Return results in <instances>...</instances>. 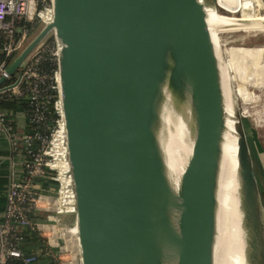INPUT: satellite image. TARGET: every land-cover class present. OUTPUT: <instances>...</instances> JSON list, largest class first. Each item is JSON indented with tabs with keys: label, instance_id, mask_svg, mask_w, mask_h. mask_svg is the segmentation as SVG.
I'll return each mask as SVG.
<instances>
[{
	"label": "water",
	"instance_id": "95a60500",
	"mask_svg": "<svg viewBox=\"0 0 264 264\" xmlns=\"http://www.w3.org/2000/svg\"><path fill=\"white\" fill-rule=\"evenodd\" d=\"M52 7L51 23L6 69L16 81L0 90L18 85L25 59L53 32L75 204L61 223L71 230L75 264H133L141 254L142 264H160L168 223L161 214L157 228L150 226L151 196L163 186L152 124L159 84L166 77L177 83L179 74L191 83L196 135L174 244L178 264H212L223 118L205 14L214 0H52ZM238 122L240 174L257 238L264 202L239 115ZM258 255L264 264V240Z\"/></svg>",
	"mask_w": 264,
	"mask_h": 264
},
{
	"label": "built area",
	"instance_id": "2783aa9c",
	"mask_svg": "<svg viewBox=\"0 0 264 264\" xmlns=\"http://www.w3.org/2000/svg\"><path fill=\"white\" fill-rule=\"evenodd\" d=\"M22 19L35 21L42 27L51 23L52 0H0V31L7 39L2 48L5 57L25 47L23 44L28 36L27 30L23 31L17 42L13 40L15 24ZM42 42L25 59L19 81L25 83V97L33 106L31 120L42 125V130L35 129L20 134L7 113L0 111V133L9 139L14 148L21 143L29 156V159L23 161V177L20 180H12L6 193L3 219L0 222V264H15L11 260H18L22 264H34L38 261V254L24 251L21 242L23 231H37L44 237L47 246L56 253V264H75L71 230L61 223L63 217L73 214L75 204L58 89L57 48L54 41L50 44ZM44 59L52 65L48 72L38 70L39 63ZM7 68L3 61L0 64V78H4V81L10 77L6 72ZM3 83L0 88L5 87ZM12 89H1L0 93ZM23 93L18 90L15 94L22 97ZM48 104L57 115L54 125H46L48 120L45 113ZM34 141L39 143L37 151L31 149ZM41 178L56 183L52 193L39 191ZM30 213L33 218L29 217Z\"/></svg>",
	"mask_w": 264,
	"mask_h": 264
},
{
	"label": "bare ground",
	"instance_id": "6f19581e",
	"mask_svg": "<svg viewBox=\"0 0 264 264\" xmlns=\"http://www.w3.org/2000/svg\"><path fill=\"white\" fill-rule=\"evenodd\" d=\"M214 2L216 6L205 8V14L213 53L217 61L223 118L214 190L212 264H260L258 240H264V231L257 240L252 214L245 199L238 159L239 114L235 110L227 71L225 72L219 58L216 34L219 29H222L221 25L227 26V24L222 23L220 0H214ZM262 3L264 5V0ZM243 6L245 7L242 3L241 10ZM241 10L238 9V11ZM253 12L251 13L254 16H246L244 12L243 15L235 16L243 22L240 23L243 26L239 30L264 31V14L256 16V9ZM252 18L255 19L246 21ZM233 30H236V27ZM154 110L155 119L152 130L163 186L151 196L150 226L153 225V230L156 229L160 221L159 216L161 214L166 216L168 229L158 241L160 264H178V252L174 242L178 244L179 240L181 186L190 165L196 135L191 83L186 75L179 74L177 83L172 84L166 77L159 84ZM142 258V254L138 255L133 264H142Z\"/></svg>",
	"mask_w": 264,
	"mask_h": 264
},
{
	"label": "rangeland",
	"instance_id": "374dc122",
	"mask_svg": "<svg viewBox=\"0 0 264 264\" xmlns=\"http://www.w3.org/2000/svg\"><path fill=\"white\" fill-rule=\"evenodd\" d=\"M242 3L245 7L243 6L241 10ZM263 7L262 0H220L222 23L227 24V26L221 25L222 29L218 30V27L216 33L219 58L224 65L225 72L227 71L226 75L232 90L234 105L239 114L248 146L252 141L259 152L264 149V31L239 30L243 26L240 23L243 22L235 16L243 15V12L246 16H254L251 12L255 9L257 10L255 15L262 16L264 14ZM225 16L227 17L223 18ZM254 19L245 20L253 21ZM235 27L236 30H233ZM41 28L42 25L38 24L37 29L33 31L23 47ZM50 37L54 41L53 32L49 33L42 40L43 42L41 41L42 44H50ZM47 107V112H49L51 110L50 104ZM46 125H50V122H47ZM259 156L264 163V157L261 154ZM54 255H56L55 252ZM54 261L57 262L56 258Z\"/></svg>",
	"mask_w": 264,
	"mask_h": 264
},
{
	"label": "trees",
	"instance_id": "16d2710c",
	"mask_svg": "<svg viewBox=\"0 0 264 264\" xmlns=\"http://www.w3.org/2000/svg\"><path fill=\"white\" fill-rule=\"evenodd\" d=\"M37 26H38V23L35 21L30 22L26 19L20 20L19 22L15 24L13 40L17 42L20 39L23 31L27 30V35H29L31 32L37 29ZM6 41L7 39H6L5 34L2 31H0V64L3 61H5V65L9 67L11 63L14 61V59L16 58L19 51H15L9 57H5L4 52L2 51V48L4 44L6 43ZM49 41H51L52 43L53 38L50 37ZM51 67L52 65L50 64V62L44 59L39 63L38 70L48 72L51 69ZM15 81H16V75H12L4 81L3 86L11 85ZM17 88L18 90L24 92L22 97L17 96L11 90L0 93V111H4L5 113H7V111L9 110L22 112L25 115V124H24L25 126H24V129H22L24 131L23 133L25 132L29 133V132L34 131L35 129L36 130L38 129L41 131L43 126L31 120L34 110H33V106L31 105L30 101L27 100L25 97V94H26L25 83L22 81L21 83H19ZM56 97H57V93L55 91L54 98ZM50 107H51V110L49 112H46L45 114L47 116L48 122H50V125H54V119L57 117V115L54 109L52 108V106ZM7 115L11 119V122L14 126L15 125L14 120L11 118V116L8 113ZM245 125H247L246 122H245ZM249 147H250L252 159L254 162L256 179H257L259 188L261 190V193L264 196V163H262L260 156H259L261 154L264 157V149H262L261 152H259L257 146L252 141L251 143H249ZM38 148H39V143L37 141H34L31 146L32 151H37ZM23 154H24L25 160L29 159V156L26 154V151L23 150ZM39 180L43 184H48V185H52L53 187H56V183L47 178H41ZM29 217L33 218L34 216L32 215V213H30ZM37 233H38L37 231H23L21 233V242L25 247L24 249L25 252H32L33 249L36 248L37 246L38 247L41 246L42 248H45V246H43V242L41 238L38 237ZM11 262L15 264H22L18 260H11ZM51 263H54V261H51Z\"/></svg>",
	"mask_w": 264,
	"mask_h": 264
},
{
	"label": "crops",
	"instance_id": "0c3cea01",
	"mask_svg": "<svg viewBox=\"0 0 264 264\" xmlns=\"http://www.w3.org/2000/svg\"><path fill=\"white\" fill-rule=\"evenodd\" d=\"M33 32H31L27 37V39L31 36ZM19 54V53H18ZM13 93L18 91V88H14L11 90ZM7 113L14 120V127L17 129V132L22 134L24 131L25 124V115L19 111H7ZM24 154L22 144L19 143L17 148L12 147L9 139L3 134L0 133V222H2L5 204H6V193L9 187V183L12 180H20L23 177L24 168H23ZM54 187L52 185L40 183L39 191L42 193H52ZM261 191V190H260ZM263 199L264 196L261 193ZM38 237L41 238L43 242L42 248L41 246H37L33 249L32 252L38 254V261L34 264H56L54 261V250L47 246V242L44 237H42L39 233ZM25 249V247L23 246ZM54 261V263H51Z\"/></svg>",
	"mask_w": 264,
	"mask_h": 264
}]
</instances>
